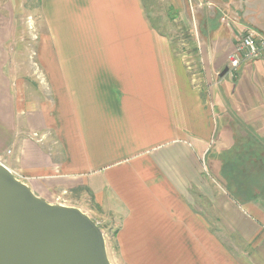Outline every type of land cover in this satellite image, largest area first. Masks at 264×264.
<instances>
[{"label": "crops", "instance_id": "obj_1", "mask_svg": "<svg viewBox=\"0 0 264 264\" xmlns=\"http://www.w3.org/2000/svg\"><path fill=\"white\" fill-rule=\"evenodd\" d=\"M254 1L246 28L264 38ZM21 9L0 0V162L48 203L65 193L108 217L114 264H264V173L226 178L239 149L215 112L229 97L204 94L144 0H34L42 95L8 72Z\"/></svg>", "mask_w": 264, "mask_h": 264}, {"label": "rangeland", "instance_id": "obj_2", "mask_svg": "<svg viewBox=\"0 0 264 264\" xmlns=\"http://www.w3.org/2000/svg\"><path fill=\"white\" fill-rule=\"evenodd\" d=\"M185 1L183 0L184 6L180 9L179 0H144L158 30L172 35L177 52L186 58L190 76L198 81L204 94L207 97L214 93L229 97L219 98L221 101L218 102V111L215 112L216 129H230L234 135L235 148L239 149L238 153L232 154L233 158H229L228 162L237 167L231 166L228 171L225 168L226 178L233 185L235 178L248 177L250 173L258 177L260 173H264V161L258 156L260 149L254 141L256 138L253 135L246 136L243 131H252L258 135L256 132L264 129V57L244 65L233 76L226 74L220 78L223 70L228 69L229 58L233 53L227 54L228 47L233 42L237 44V41L249 32L244 15L246 13L244 0H229L228 6H223L225 4L218 0ZM17 2L22 4V9L19 20L14 21V31L11 32L12 44H8L13 56L8 72L24 81L28 90L36 91V95H42L46 89L39 84L35 63L41 28L36 24L38 19L36 20L34 15V0ZM251 10L255 16L253 18L255 25L264 28V0L254 1ZM214 18L217 19L215 23L218 28L214 32L206 30L205 33V25L210 24V19ZM257 35L256 37L259 36ZM216 49L218 52L214 53ZM226 54L227 58L224 60ZM210 69L213 70L212 76ZM221 83L223 84L220 86ZM249 150L253 151L252 157L240 156ZM236 154L238 158H235ZM233 169H237V172L234 173ZM60 197L61 199L56 198L53 204L64 206L73 204L72 196L64 193ZM84 211L90 214L103 230L106 243L110 241L114 232L111 220L88 209ZM110 247L112 249V246Z\"/></svg>", "mask_w": 264, "mask_h": 264}, {"label": "water", "instance_id": "obj_3", "mask_svg": "<svg viewBox=\"0 0 264 264\" xmlns=\"http://www.w3.org/2000/svg\"><path fill=\"white\" fill-rule=\"evenodd\" d=\"M0 264L112 263L89 215L39 198L0 162Z\"/></svg>", "mask_w": 264, "mask_h": 264}, {"label": "built area", "instance_id": "obj_4", "mask_svg": "<svg viewBox=\"0 0 264 264\" xmlns=\"http://www.w3.org/2000/svg\"><path fill=\"white\" fill-rule=\"evenodd\" d=\"M255 33H247L246 36L238 40L236 48L229 58L228 73L230 76L239 72L246 64L264 57V38L256 37ZM14 176L23 182V177L17 173Z\"/></svg>", "mask_w": 264, "mask_h": 264}, {"label": "trees", "instance_id": "obj_5", "mask_svg": "<svg viewBox=\"0 0 264 264\" xmlns=\"http://www.w3.org/2000/svg\"><path fill=\"white\" fill-rule=\"evenodd\" d=\"M252 154H253V152H252ZM256 156H257V155H256ZM258 156H259V155H258ZM260 159H261V156H260ZM227 166H228V170L231 168V166L237 167V166H235L234 164H233V165L229 164V165H226V166H225L226 169H227ZM225 171H226V170H225ZM233 172L236 173V172H237V169H233ZM234 181H235V183L237 182V181H236V178H235Z\"/></svg>", "mask_w": 264, "mask_h": 264}]
</instances>
